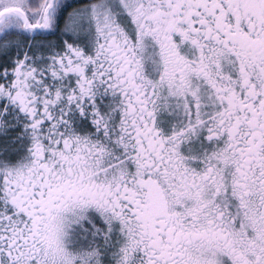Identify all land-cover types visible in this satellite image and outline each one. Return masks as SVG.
I'll return each mask as SVG.
<instances>
[{"label":"snow or ice","instance_id":"obj_1","mask_svg":"<svg viewBox=\"0 0 264 264\" xmlns=\"http://www.w3.org/2000/svg\"><path fill=\"white\" fill-rule=\"evenodd\" d=\"M0 264H264V0H0Z\"/></svg>","mask_w":264,"mask_h":264}]
</instances>
